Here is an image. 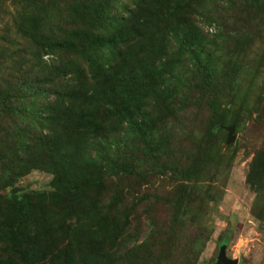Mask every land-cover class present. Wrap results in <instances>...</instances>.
<instances>
[{
  "label": "trees",
  "instance_id": "obj_1",
  "mask_svg": "<svg viewBox=\"0 0 264 264\" xmlns=\"http://www.w3.org/2000/svg\"><path fill=\"white\" fill-rule=\"evenodd\" d=\"M201 4L212 36L197 26ZM250 9L262 13L264 0H17L1 34L16 40L0 43V264L196 263L202 214L223 191L205 179L210 146L238 123L213 110L197 132L174 131L159 102L183 77L248 74L234 68L241 52L225 53L218 71L213 58L216 45L237 47ZM262 156L248 174L259 157L253 207H264ZM32 169L52 174L51 191L16 187ZM45 204L53 215L34 221Z\"/></svg>",
  "mask_w": 264,
  "mask_h": 264
},
{
  "label": "rangeland",
  "instance_id": "obj_2",
  "mask_svg": "<svg viewBox=\"0 0 264 264\" xmlns=\"http://www.w3.org/2000/svg\"><path fill=\"white\" fill-rule=\"evenodd\" d=\"M227 1L217 0V3L222 5ZM16 7L17 0H0V43L3 47H7L4 40L13 38L16 40V35L9 32L6 33L8 37L1 39V34H4L5 29L13 22ZM203 12L205 9L201 4L198 7V15H194L197 26L204 34L212 36L217 32V25L214 21L201 23L203 18L199 13L203 14ZM248 12L253 16L250 19L252 21L247 22L246 18L242 17L237 23L241 27L247 26L240 32V34L244 32V35L239 38L237 47L233 48V44H221L222 47L216 45L217 54L213 58L214 70L218 71L225 53L237 59L235 55L239 56L238 52H241V57L234 68L241 71L248 67V74L239 77L236 75L233 78L234 73L209 84H203L201 81L195 83L193 79L183 80V77L180 87L177 81V89L176 86L169 88V93L165 92L166 98L160 99L159 102L161 110L166 112V114L163 112V116L168 115V123L174 131L176 126L183 131L189 127L197 132L202 128V124L208 121L213 110L227 112V115L234 117L238 123L236 127L233 125L232 142H226L227 132H225L222 133L223 138L217 139L210 146L211 150L217 153L213 162L206 166L205 179H210L223 191L217 202H210L202 214V225L208 239L201 244L199 242L194 250L193 253L198 252L195 264L213 263L224 240H227L225 244L227 257L237 259V264H264V216H260L264 207L259 204L253 207L256 190L259 187L256 176L259 157L252 170V181L248 175L255 155L264 151V11L253 14L255 12L250 9ZM208 44L213 46V43ZM50 57L45 55L44 59L49 60ZM211 72L213 74V70ZM166 102H169L172 108H164ZM203 134L198 133L196 136L201 137ZM203 141L205 144L210 143V137H205ZM129 148L131 149L127 144L126 149ZM262 158L264 159V156ZM51 178L52 174L49 172L32 169L17 179L15 185L30 192H49L52 189ZM170 183L171 181L165 184L166 190L171 188ZM7 190L9 191L10 187ZM261 190L264 205V183ZM161 206H156L155 213L158 209L161 215H170V212L164 211L165 207ZM73 208L71 206V209ZM55 209L56 207L51 204L35 207L32 209L33 220L36 222L48 220ZM139 210L142 211L141 208ZM57 211H59L58 207ZM65 214L68 215V212L66 211ZM74 216L78 217V214ZM144 217H139L140 221ZM136 222L140 228L139 242L145 234L146 225Z\"/></svg>",
  "mask_w": 264,
  "mask_h": 264
},
{
  "label": "water",
  "instance_id": "obj_3",
  "mask_svg": "<svg viewBox=\"0 0 264 264\" xmlns=\"http://www.w3.org/2000/svg\"><path fill=\"white\" fill-rule=\"evenodd\" d=\"M233 129H234L233 125L227 127V139H226L227 143H230L234 140ZM225 247H226L225 244H222L219 247V252L216 257V260L211 264H237V259L227 257L225 252Z\"/></svg>",
  "mask_w": 264,
  "mask_h": 264
},
{
  "label": "clouds",
  "instance_id": "obj_4",
  "mask_svg": "<svg viewBox=\"0 0 264 264\" xmlns=\"http://www.w3.org/2000/svg\"><path fill=\"white\" fill-rule=\"evenodd\" d=\"M46 59H47V57H46Z\"/></svg>",
  "mask_w": 264,
  "mask_h": 264
}]
</instances>
